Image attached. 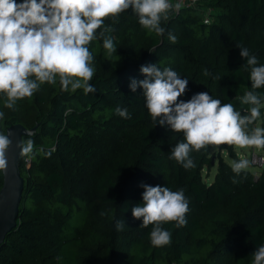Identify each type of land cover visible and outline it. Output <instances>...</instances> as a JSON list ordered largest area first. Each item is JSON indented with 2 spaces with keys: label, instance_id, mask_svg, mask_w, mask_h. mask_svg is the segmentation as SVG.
Instances as JSON below:
<instances>
[{
  "label": "trees",
  "instance_id": "1",
  "mask_svg": "<svg viewBox=\"0 0 264 264\" xmlns=\"http://www.w3.org/2000/svg\"><path fill=\"white\" fill-rule=\"evenodd\" d=\"M198 5L213 10L209 24L203 11L183 8L162 22V36L142 28L131 9L107 18L97 33L107 28L105 37L116 51L104 49L105 37L88 45L95 92H64L57 79L19 100L14 110L4 107L6 95L0 93V133L18 124L37 128L23 138L34 141V151L19 165L23 203L18 226L0 246V264H63L66 246L73 264H252V253L264 245V170L260 176L249 170L237 176L221 153H212L214 145L193 151L196 166L185 169L170 159L183 134L155 125L143 90L130 88L133 79H145L141 66L155 64L188 79L181 100L208 92L247 114L249 106L237 97L251 90L250 73L242 68L246 60L238 45L264 65V0ZM257 92L263 104L264 88ZM117 107L127 108L131 119L120 117ZM258 123L264 127L263 107ZM225 145L236 158L234 146ZM213 167L210 184L203 176ZM145 184L183 190L189 202L186 226L163 223L172 235L162 248L151 244L153 225L142 228V219L132 216V208L143 204ZM122 219L125 228L116 231Z\"/></svg>",
  "mask_w": 264,
  "mask_h": 264
},
{
  "label": "clouds",
  "instance_id": "2",
  "mask_svg": "<svg viewBox=\"0 0 264 264\" xmlns=\"http://www.w3.org/2000/svg\"><path fill=\"white\" fill-rule=\"evenodd\" d=\"M179 7L170 0H23L22 3L0 0V93L6 95L4 107L14 110L19 100L33 96L44 83L56 84L57 79L64 92L78 89H83L86 95L95 92L90 84L95 69L88 45L105 37L107 28L97 33L105 20L116 19L131 9L142 28L162 36L165 33L162 22L168 21L170 13ZM168 38L173 43L177 39L172 33ZM103 47L109 54L116 51L113 41L106 37ZM238 48L246 60L242 68L250 73L251 90L237 97L249 106L247 114L242 115L233 104L222 103L208 92L197 93L188 101L181 100L188 79L181 78L171 68L161 70L155 64L141 66L145 79H133L130 83L132 92L143 90L145 106L155 125L183 134L184 141L171 149L170 159L185 169L196 166L190 154L201 149L207 151L209 145L264 149V127L258 126L264 104L257 92L264 88V65L242 44ZM115 111L120 117L131 119L127 108L117 107ZM3 118L0 111V120ZM12 143L10 135L0 133V172L6 173L9 168ZM17 147L22 156H29L34 151V141L21 140ZM251 165L252 161L241 158L234 160L231 168L239 176ZM141 186L143 204L132 208V216L142 219V228L153 225L150 233L153 247L170 245L172 234L162 225L175 222L177 228L186 226L189 202L183 190ZM115 228L123 231L125 221H116ZM252 256V264H264V245L258 246Z\"/></svg>",
  "mask_w": 264,
  "mask_h": 264
},
{
  "label": "water",
  "instance_id": "3",
  "mask_svg": "<svg viewBox=\"0 0 264 264\" xmlns=\"http://www.w3.org/2000/svg\"><path fill=\"white\" fill-rule=\"evenodd\" d=\"M36 129L28 130L18 124L6 131L13 143L8 152L9 168L6 173L3 172V187L0 191V246L5 243L8 233L18 226V217L23 203L25 184L19 166L23 156L20 154L17 144L21 140L24 141V136L34 134ZM214 160L213 157V164Z\"/></svg>",
  "mask_w": 264,
  "mask_h": 264
},
{
  "label": "rangeland",
  "instance_id": "4",
  "mask_svg": "<svg viewBox=\"0 0 264 264\" xmlns=\"http://www.w3.org/2000/svg\"><path fill=\"white\" fill-rule=\"evenodd\" d=\"M207 0H200L198 2V4H203L204 2H206ZM170 3H172L173 5L176 2V0H170ZM209 8H199L198 10L203 11V15H205V13H207V10ZM177 10L174 8V10L170 13V16H173V14H176ZM264 104V103H263ZM264 108V107H263ZM258 126H260V123H258ZM226 145H220V146H215L212 149V153H221V155L223 156V158L225 159L226 162H229L230 164H232V162L234 160H239L241 158H247V159H251V157L253 155H264V149H254V148H250V149H242V148H238L234 146V150H235V154H236V158H233L230 153L228 152V150H226ZM225 148V149H224ZM250 172H252L253 174H255L256 176H260L262 174V171L264 170V166L262 168L255 166V165H251V167L248 169ZM217 172V167H213L211 174L209 176L206 175V173L204 174L203 178L206 180V182L210 183L214 181V176ZM64 253H63V259L62 262L63 264H73V255H72V249L70 246H66L63 249Z\"/></svg>",
  "mask_w": 264,
  "mask_h": 264
},
{
  "label": "built area",
  "instance_id": "5",
  "mask_svg": "<svg viewBox=\"0 0 264 264\" xmlns=\"http://www.w3.org/2000/svg\"><path fill=\"white\" fill-rule=\"evenodd\" d=\"M200 0H176L177 3L174 4V6L176 4H179L180 7L177 10L176 14L179 13L181 11V9L183 8H189V7H193L195 9H198V2ZM213 10L212 9H208L207 13H205L204 15V24H209L211 22V14H212ZM250 161H252V164L255 166H258L260 168H262L264 166V155H253L250 159Z\"/></svg>",
  "mask_w": 264,
  "mask_h": 264
}]
</instances>
